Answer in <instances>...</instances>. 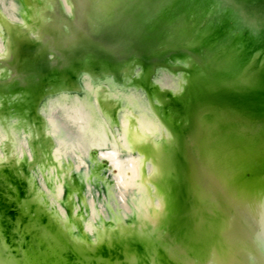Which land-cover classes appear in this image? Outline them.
Wrapping results in <instances>:
<instances>
[{
	"label": "bare ground",
	"instance_id": "6f19581e",
	"mask_svg": "<svg viewBox=\"0 0 264 264\" xmlns=\"http://www.w3.org/2000/svg\"><path fill=\"white\" fill-rule=\"evenodd\" d=\"M59 1L64 13L58 10L56 0H0V63L4 64L0 79L13 76L4 89L12 92L11 102L22 111V115H13L10 110L6 123L0 122V166L7 161L3 153L6 144H10L11 156L18 164L31 165L36 155L33 143L37 141L40 146L52 141L49 155L32 173L33 199L41 206L48 203L51 218L69 233L73 240L70 245L82 262L90 264L87 241L99 245L122 237L143 239L145 231L153 230L172 242L183 237L188 245L184 252L193 264H264V109L262 98L255 102V95L264 91L260 85L264 59L256 54L261 67L249 70L258 37L252 34L257 29L253 22L246 23L245 18L240 20L208 1L163 4L162 0L155 4L154 0H124L135 5L136 11L148 6L151 27L160 23L188 51L186 64L180 66L183 72L178 77L165 71L158 74L154 80L158 92L149 95L138 84L140 73L123 84L121 79L115 80V74L92 73V62L86 57L78 72L81 94H68L63 91L57 61L49 89L44 91L48 95L38 112L35 108L36 119L29 127L30 102L20 82L25 79L22 75L35 79L36 74L31 68L23 73L15 66L12 69L9 45L13 32L41 40V26L52 23L51 16L57 17L66 38L48 48L59 59L58 45L66 44L73 35L62 18L81 28L86 20L101 22L103 6L118 13L125 10L119 3L123 0H104L101 4L97 0ZM194 50L202 51V60L193 55ZM63 61L69 69L74 68L69 59ZM190 72L197 82L192 81ZM166 91L180 104L187 101L195 107L204 125L203 133L191 132L193 158L198 161V167L191 171L194 186L199 188L194 190L200 192V205L192 191L190 226L184 223L181 197L185 195L178 196L176 190L180 173L174 156L175 133L180 129L177 123L190 127L185 116L187 106L178 107ZM165 101L169 113L157 108ZM112 103L120 107L115 118ZM94 150L99 163L107 159L116 174L95 176L97 166L90 159ZM237 204L251 215L257 230L235 215ZM76 224L81 225L83 234Z\"/></svg>",
	"mask_w": 264,
	"mask_h": 264
},
{
	"label": "water",
	"instance_id": "95a60500",
	"mask_svg": "<svg viewBox=\"0 0 264 264\" xmlns=\"http://www.w3.org/2000/svg\"><path fill=\"white\" fill-rule=\"evenodd\" d=\"M56 1L58 2V10L61 12L62 8L60 1ZM103 1L104 0H97V3L101 4ZM161 1L162 0H154L152 3L154 2L155 4H160ZM172 1L173 0H163V4L169 2L171 3ZM207 1L219 5L222 9L230 11L240 20L245 18L246 23L253 22L257 29L255 30V33L252 34L253 36L255 35L258 37L256 42L253 44L254 52L252 53V58L250 60L251 67L249 70L257 71L261 65L256 63V54L259 55V58L264 59V0H199L202 4ZM119 3H122L125 7L124 11L118 13L110 7H106L105 10V6H103L102 12L100 11L99 13L102 21L92 23L86 20L81 24V28L76 26L73 27L66 17L62 19L64 24L70 28L76 39H79L80 41L88 39L91 43L92 41H97V44H100L102 47L105 46L106 50L109 52L108 58L106 59L107 62L105 63L113 67V74L116 75L115 80L121 79V83L125 84L126 81L132 78L136 73H140V81H138V84L140 86L143 85L144 90L147 91L149 95L152 91L158 92V88L154 84L155 78L158 77V74L164 71L174 77H178V75L183 72L180 66L183 63L186 64L187 62L188 51H186L181 45H178V41L174 39L172 34L163 30L164 27H162L160 23H157L154 28L151 27L149 24L151 16L149 14L151 13L149 12L148 6L147 8H144L145 6H141L139 7V11H136V8L134 7L135 5H132L130 1L126 2L123 0V2L120 1ZM96 6V9L98 10V5ZM145 9L146 12L144 11ZM47 15L48 14H46V16ZM51 19L56 20L57 17L51 16ZM168 24L169 26H173L170 22ZM230 25L232 24L230 23ZM47 33L48 32H41V40L38 39L39 37L33 38L32 36L24 34L26 37L33 40V46L37 47L32 50V58L34 61L33 65L29 67V69L31 68L30 71L35 73L37 78H43L45 83L43 91L49 89L50 78L53 79V71L55 69L54 63L58 61V66H61L65 62H60L63 60L62 56H60L59 59H55V52H51V50L45 46L47 43L50 45L51 37L55 38V42L58 39L64 40L66 38L64 35L65 32L63 33V31H60L54 35L50 34L48 39ZM237 35H244V33L238 32ZM252 39L253 38L250 40ZM12 45V43L9 45L10 54L13 49ZM167 45L170 46H168V49L166 50L164 47ZM38 47H42L43 50H37L39 49ZM193 55L200 60L203 59L201 50H194ZM95 56L93 49L84 48V50L78 54L76 63L72 59H69V63L72 67H74L73 69L75 72L73 73V77L71 79L68 77H61L62 75L60 76V80H62L64 84V92L68 94H81L79 92L78 72L81 71V64H83L86 57V60L88 59V61L95 63V59L97 58ZM189 58L191 57L189 56ZM79 60L80 63H78ZM1 65L4 64L0 63V70L4 68ZM203 67V70H206V66L204 65ZM262 68L264 69V67ZM12 69H14V66ZM17 71L20 73L24 72L20 69H17ZM188 74H190L193 82H197V77L193 75L194 73L192 74L190 72ZM12 77L6 80L0 79V82L7 85L10 82L9 80H14ZM260 85L264 88V74L262 75ZM45 92L42 94L41 99L37 103V112L40 104L44 100V97L48 95L45 94ZM201 93L206 94L205 91H201ZM165 94L168 95V97L172 96L173 102L177 104L178 107H181V104L187 106L185 116L187 118V122L190 124V127L186 128V126L180 121L177 123L180 129L175 133L176 146L174 148V156L178 158L180 157L181 160L184 158L187 159L189 162L188 171L192 174L191 170L198 167V161L193 158L195 148L193 147L194 145L191 132L194 134L197 132L203 133L204 125L200 122L199 119L201 117L195 107L187 105V101H183L186 103L181 102L180 104L179 100L169 91H166ZM11 96L12 92L6 91L5 89L0 90V122L2 123H6L4 119L6 120L11 116V113L9 114L10 110H12L13 115L17 112L22 115V111L11 102ZM255 98V102L262 98L261 103L263 105H261V109H264V91L261 92V95H255ZM233 100L234 99H232V101ZM165 103L166 101L157 108H160L163 113H169L168 105ZM233 104L235 103L233 102ZM115 105L116 104L114 103L110 104V106L114 108V118L117 115V110L120 108L119 107L117 109ZM40 119V124H43L45 121H43L42 118ZM33 120L34 118H32L31 115V117L27 120L29 127L33 126ZM35 124L37 126L39 122H36ZM114 125H117L116 119L114 121ZM46 142L47 144L44 142L43 145L40 146L37 144V141L33 143L36 155L34 156L33 163L31 165L28 162L18 164L15 156H11L13 153L11 151L10 144H6L4 147L3 153L7 161L0 166V179L6 180L5 203L9 207L8 211L11 215H14V217L11 216L13 221L12 230H8V233L6 231L1 232V244L7 251L8 255L12 254V252L14 254H19L23 264H35L36 262L34 257L37 258L39 263L47 262V264H63L66 259H69L70 264H88V262H82V259H79L78 255L75 251H73L70 245L73 244V240L69 233H67V231L63 229L59 223L55 222L51 218L48 203L45 202L44 205L41 206L38 205L35 199H33L35 197V193L32 192L33 190L30 185L32 173H34L36 167H40L42 165V160L45 155L48 156L51 148L53 147L51 140H47ZM93 152L96 153L95 156H93ZM93 152L90 155V159L91 162L97 166V173L95 174L96 177L108 172H116L107 159L103 160L107 162V166L103 165V161L102 163H99L97 151L94 150ZM10 156L11 159L8 160V157ZM190 177L192 178L193 176H187L189 181ZM139 183L140 180H137L136 185ZM49 189L52 188L49 187ZM67 211L68 216L72 221L74 216L70 203L68 204ZM234 212L237 217L239 215L243 220H247L248 223H252L253 228L257 230V227L254 225L255 221L252 219L251 215H248L241 205L237 204ZM8 216H10V214L7 215V217ZM3 218L8 222L6 217ZM76 222L78 223V221ZM76 225L80 233L83 234L81 225ZM50 227L57 229L60 234L53 232ZM147 231H142L144 232L143 239H141L142 237L134 240L122 239V237L120 240L114 239L111 243L99 245H93L87 241L86 245L89 247L87 259L90 264H193L194 261L192 258L184 252V249L188 245L185 244V240L182 241L183 239L181 238L183 237H179V242H176V240H173L172 242L166 235L161 237L156 235V231ZM8 234L13 235V245L9 244L11 241H9ZM52 242L56 244L55 248L53 247ZM69 247L71 248L70 252L67 249ZM97 253H100L101 258H97L94 255H97ZM4 262L5 261L0 258V264H4ZM199 264L206 263L200 262Z\"/></svg>",
	"mask_w": 264,
	"mask_h": 264
},
{
	"label": "rangeland",
	"instance_id": "374dc122",
	"mask_svg": "<svg viewBox=\"0 0 264 264\" xmlns=\"http://www.w3.org/2000/svg\"><path fill=\"white\" fill-rule=\"evenodd\" d=\"M60 20H52V23L47 24V25H42L41 26V30L42 32H48L47 33V39L48 36L50 34H55L58 33L60 31H62L60 28L61 24H60ZM50 44L56 45L55 42V38L51 37L50 38ZM55 42V43H54ZM66 44L60 43L58 46H60L58 49L60 51V55L62 56V59H72L75 63H76V58L78 57V54L84 50V48L86 49H93L94 52V56L97 57L95 60L96 62H92L91 66H92V70L91 72H100V73H104V74H108V73H112L113 74V67L106 64L105 62L106 59L108 58V54L109 52L106 50L105 46L102 47L100 44H97V41H92V43L88 40V39H83V41H80L79 39H76L73 35L70 38L69 41H65ZM12 65L15 66L17 69H20L21 71H25L26 69H28L29 67H31L33 65V58H32V50H34L37 47H34L33 45V40H31L29 37H26L24 34L14 31L13 32V39H12ZM47 47H49L50 45L47 43V45H45ZM64 46V47H63ZM39 51H42V47H38ZM45 48V47H43ZM67 48V49H66ZM98 61V62H97ZM59 68V72L60 75H62L61 77H68L69 79H71L73 77V73L75 72L74 69H69L68 66L66 67L65 64H62L61 66L58 67ZM23 81L20 82V85L26 87V92L28 93V97H29V102H30V113L32 115V118L36 119V115H35V108L37 106V103L39 102V100L42 97V94L44 93L43 91V87L45 85L43 78L39 77H34L35 79H33L31 77V75H26L23 76L22 78ZM4 87H6L5 84L1 83L0 84V90H3ZM96 153L93 152V156H95ZM175 160L177 162V166L179 169V183L177 186V193L178 196L181 195H185L184 198L181 197L182 202L184 203V223L190 226L192 224V222H190V219L188 218V214L189 212H191L190 207L191 205H194V203H192V197L195 195H192V191L193 193H196L195 198H196V203L200 205V199H198V195L200 194V192L196 191L199 188L195 187L194 184L195 182L193 181V177H190V181L187 178V176H193L191 174V172L188 171V165L189 162L187 159H183L181 160V158L179 157H175ZM103 165L107 166V162L103 161ZM116 174V172L114 173ZM187 175V176H186ZM6 180L5 179H0V238L1 236V232L2 231H6L8 233V230H12V217H14V215H11V213L8 211V206L5 203L6 200ZM190 186V188H189ZM188 188L191 190L190 192H188ZM196 189V190H194ZM186 192H188L186 194ZM185 193V194H184ZM8 212V213H7ZM10 214V216L7 217V215ZM12 216V217H11ZM3 217H6L8 219V222L6 219H4ZM53 232H55L56 234H60L59 231L53 227H50ZM196 230V227H195ZM188 233H192V231H187ZM197 232V230H196ZM6 233V234H7ZM193 234V233H192ZM195 234V233H194ZM9 235V234H8ZM13 235H9V241H11L9 244L13 245L12 240H13ZM67 243V242H66ZM70 248V247H69ZM68 249V251H71V248ZM67 252V250H66ZM97 258H101L100 253L94 254ZM0 258L5 261L4 264H23L21 259H20V255L19 254H14L12 252V254L7 253V251L4 249L3 245L1 244L0 241ZM35 260V264H47V262L44 263H39L37 261V258L34 257ZM63 264H70L69 259H66V261H64Z\"/></svg>",
	"mask_w": 264,
	"mask_h": 264
}]
</instances>
